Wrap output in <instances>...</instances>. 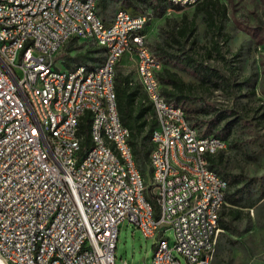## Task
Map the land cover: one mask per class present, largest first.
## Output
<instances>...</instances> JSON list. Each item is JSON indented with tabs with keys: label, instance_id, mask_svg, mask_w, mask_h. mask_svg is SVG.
Segmentation results:
<instances>
[{
	"label": "built area",
	"instance_id": "1",
	"mask_svg": "<svg viewBox=\"0 0 264 264\" xmlns=\"http://www.w3.org/2000/svg\"><path fill=\"white\" fill-rule=\"evenodd\" d=\"M197 0H173L182 7L195 6ZM94 0H0V37H7V53L12 59L15 44H26L19 61L4 67L0 61V241L5 256L16 264H116L119 231L125 221L135 224L145 238L154 239V252L145 264H212L218 232L216 205L223 200L225 185L211 175L206 145L224 144L210 134L193 138V130L170 125L163 120L156 129L155 148L149 155L152 173L150 194L153 200L139 196L138 183L127 186L120 181L119 166L113 162L109 147L101 137L92 155H84L82 140L73 146L43 143L37 127L55 123L58 116L47 114L50 88L60 86V70L55 60L66 42L84 37L69 15H79L91 29L101 32V44L112 43L103 71L91 74L90 82L80 84L81 71L60 90L59 107L67 109V124L56 136L76 135L73 116L78 108L95 105L100 111L97 88L111 96L113 133L121 127L114 113L115 73L121 58L130 54L136 62L137 78H145L142 91L149 96L155 116L158 104L169 109L162 87L152 85L158 74L159 56L137 49L149 20L126 18L118 10L113 29H104L93 18ZM143 27V35L135 28ZM97 56V55H96ZM41 79V86H34ZM80 147V155H73ZM123 147V145H122ZM127 169H131L127 152ZM52 161V169H44ZM152 163H160V172H152ZM176 168L196 173V181L176 176ZM145 179V176H144ZM127 194H134L142 212L127 206ZM178 231L171 241L168 230ZM125 264H130L125 262Z\"/></svg>",
	"mask_w": 264,
	"mask_h": 264
},
{
	"label": "rangeland",
	"instance_id": "2",
	"mask_svg": "<svg viewBox=\"0 0 264 264\" xmlns=\"http://www.w3.org/2000/svg\"><path fill=\"white\" fill-rule=\"evenodd\" d=\"M228 7V21L226 30L231 38L228 44H224L225 60L218 57L206 59L205 64L217 68L232 82H241V88L221 87L215 89L207 85L204 97L213 106L226 109L231 115L229 120L240 118L232 129V134L226 141L227 166L231 173H242L247 178H255L252 197L257 201L249 212L251 218L245 217L237 223L240 236L225 232L220 229L217 236L215 256L217 252L223 255L231 254L237 262L246 252L252 256L251 264H264V0H220ZM122 0H112L104 13L106 23L110 24L118 10L121 9ZM195 6H185L180 10L167 8L162 15H156L150 7L145 11L149 15L146 26L148 46L157 54V46L169 48L167 41L171 42V32L177 27L184 14L192 18ZM196 38L201 46L199 52L203 53V47L210 46V37L207 33V25L203 14L197 17ZM183 42L184 40L180 38ZM188 42V41H187ZM177 47V44L171 42ZM189 46V42L186 43ZM229 47L230 53L226 52ZM88 48H97L92 41L82 38H73L66 42L57 54V64L62 69L67 64L74 65L83 61L77 59L76 54L85 52ZM239 52V55L235 54ZM204 56L205 53H203ZM99 61L103 53H97ZM125 59H128L126 56ZM163 61V67L165 62ZM103 61V60H102ZM101 61V62H102ZM100 62V63H101ZM94 64L93 62H91ZM127 65L119 64L118 68H124L125 72L133 73L136 69L134 57H131ZM64 67V68H63ZM170 68L178 71L187 81L198 82L197 72L186 65L184 61H175ZM120 77V69H118ZM195 110L200 109V103L190 105ZM184 108V107H183ZM185 109V108H184ZM186 110V109H185ZM188 113V112H187ZM199 115L198 112H194ZM193 113V114H194ZM189 114V113H188ZM192 114V115H193ZM204 117V116H203ZM202 118V116H200ZM205 118V117H204ZM224 123L215 131L202 134H215L223 136L226 130ZM207 128L204 127L205 131ZM223 138V137H222ZM145 176L146 183L152 184V173L145 162L138 164ZM171 241H174L175 233L171 229L167 232ZM230 240L235 241L231 243ZM154 239L145 238L134 223L125 221L119 231L116 254V264H145L150 261L154 252ZM239 249V250H238ZM184 264H188L186 258L177 253ZM215 258V257H214ZM248 264V263H247Z\"/></svg>",
	"mask_w": 264,
	"mask_h": 264
},
{
	"label": "trees",
	"instance_id": "3",
	"mask_svg": "<svg viewBox=\"0 0 264 264\" xmlns=\"http://www.w3.org/2000/svg\"><path fill=\"white\" fill-rule=\"evenodd\" d=\"M112 0L98 1V14L104 19V13ZM121 9L130 12L133 15L146 13L145 8L150 7L156 15H162L167 8L171 7L177 10L183 7L173 3L171 0H122ZM203 14L204 21L207 25V33L210 37V46L207 48L202 46L206 56L199 52L201 47L196 38L197 17ZM228 7L220 0H202L195 6L192 18H188L187 14L173 28L171 32V42L167 41L170 49L157 46L159 51L157 55L165 62V67L159 72V78L163 85L162 91L165 97L173 104L185 108L192 124L199 127L204 133L215 131L222 126L225 131L223 139L227 140L232 134L233 127L240 118L229 120L231 115L226 109H220L204 97L207 85L215 89L221 87L241 88V82L231 81L225 74L217 68L205 64L206 59L218 57L225 60L224 44H228L231 35L226 30L228 21ZM181 39L184 41L182 42ZM189 42V46L186 43ZM99 48L88 49L85 52L76 54L77 59L95 60ZM226 52L230 53L229 47ZM239 55V52L235 54ZM184 61L197 72L198 82L187 81L182 75L170 68L173 63ZM69 64V63H68ZM131 73L117 76L115 84L117 92L118 109L123 124L131 130V145L136 155L137 163L145 162L150 168L149 155L151 152V135L157 126L152 104L149 102L146 94L142 91L139 83L130 85ZM200 103V109L195 110L190 105ZM183 108V109H184ZM194 112H198L196 115ZM194 113V114H193ZM193 114V115H192ZM202 116V118H200ZM205 118H204V117ZM90 112L87 111L81 120L79 133L82 134V149L90 148L92 138L90 134ZM207 129L204 131L203 128ZM213 134V133H212ZM221 148L216 153L208 154L210 167L216 170L220 175L228 180V189L226 191V204L220 214L219 226L226 230L236 231V224L243 219L246 214L244 211L256 204V200L252 197L255 178H247L242 173H231L228 170L226 150ZM141 169V168H140ZM142 171V169H141ZM148 198L153 200L150 194L152 185L146 183Z\"/></svg>",
	"mask_w": 264,
	"mask_h": 264
},
{
	"label": "bare ground",
	"instance_id": "4",
	"mask_svg": "<svg viewBox=\"0 0 264 264\" xmlns=\"http://www.w3.org/2000/svg\"><path fill=\"white\" fill-rule=\"evenodd\" d=\"M77 2H89V0H76ZM98 1L94 0L93 6V18L96 23L99 25H104V29H113L114 21L110 24L106 23L102 17L98 14ZM173 2V0H171ZM202 0L195 1V5L201 2ZM123 16L126 18H140L141 14L133 15L126 10H122ZM117 15V13H116ZM116 15L114 20H116ZM69 23H74L75 27L81 31L84 40H91L97 45L101 46L105 51L104 60L98 66H90L88 63H77L72 67L62 69L58 66L57 60H55V69L60 70V86H53L50 88V99L47 103V114H52L58 116L55 123H50L48 127L39 126L37 127V135L42 137L43 143H50L52 145L60 146H73L77 143H80V140H83L82 134L79 133L80 123L87 111L90 112V134L92 138V145L90 148L84 149V155H92V151H95L98 146V137L97 134L102 139L104 147H109L111 153L113 154V162L117 163L119 166L120 181L126 183L127 186H134V183H138L139 196H146V180L141 169L138 166L136 155L134 153L133 147L130 143L131 131L126 127L122 120L118 109L117 102V92L114 85V94L115 103H114V113L121 127V137L122 145L119 142V135L112 132V112H111V96L104 92V88L96 89V96H99L100 111L95 110V105H87L78 108V112L73 116V129H75L76 135H62L56 136L58 134L59 128H63L67 124V109L59 107V97L60 90H67L68 80H72V77H75L81 71L80 74V84H87L90 82L91 74L99 73L103 71V66L108 64V54L109 50H112V43H102L101 44V32L91 29V26L88 21L82 19L79 15H69ZM135 35H143V27L135 28ZM137 49H147L148 55H156V53L148 46L147 35H143L142 41L137 42ZM8 42L7 37H0V61L4 67H11L12 61H19V54H24L26 52V44H15L14 53H12V59L7 53ZM160 65H163V61L159 58ZM163 67L158 68V74H152V85H159V72ZM116 79V73H115ZM142 85L146 86V79L140 78ZM160 84L161 81H160ZM34 86H41V79H34ZM149 100V96H147ZM169 102V109L176 110L178 116H172V112H165V104H158V115L161 117H156L157 126L154 128L151 135V144L152 148H155V137L156 129H162L163 120H170V125L173 126H182V117L186 118V127L188 130H193V138L202 139L201 131L192 124L191 120L188 117V114L185 109ZM211 137L216 140H224V144H215V145H206L203 147V154H213L216 153L221 148H225L226 141L222 137H219L215 134H211ZM130 159L131 169L134 171L135 176L131 171L127 169V155ZM73 155H80V147H73ZM44 169H52V161H44ZM152 172H160V163H152ZM211 175L214 176L220 184L225 185V191L228 189V180L220 175L216 170L211 168ZM176 176L184 177L189 181H196V173L187 172V168H176ZM223 200L226 202V192H223ZM225 203H219L216 205V212L221 213ZM127 206L132 210V212H142V205L139 204L138 199L134 194H127ZM218 227H219V218H218ZM175 238L178 240V231H174ZM0 264H16L14 263L13 256H5V246L3 242L0 241Z\"/></svg>",
	"mask_w": 264,
	"mask_h": 264
},
{
	"label": "crops",
	"instance_id": "5",
	"mask_svg": "<svg viewBox=\"0 0 264 264\" xmlns=\"http://www.w3.org/2000/svg\"><path fill=\"white\" fill-rule=\"evenodd\" d=\"M196 6V5H195ZM88 41H91V40H88ZM93 42V41H92ZM94 43V42H93ZM95 44V46L97 47V48H99L100 49V51L98 52V53H100V52H102L103 53V58H102V60H104V57H105V51H104V49L101 47V46H99V45H97L96 43H94ZM88 49H96V48H88ZM87 49V50H88ZM97 54H95V56H96ZM128 57V59H125V57ZM98 57V56H97ZM131 57H133L132 55H130V54H125L122 58H121V60H120V62L118 63V66H119V64H122V65H127L126 63L129 61V60H131ZM160 58V57H159ZM161 59V58H160ZM101 60V61H102ZM101 61H99V59L97 58V59H95V60H91V59H88V60H83V61H81V62H83V63H88L90 66H98L99 64H100V62ZM81 62H77V63H81ZM91 62H95L94 64H92ZM76 63V64H77ZM136 63V62H135ZM59 65V64H58ZM75 65V64H74ZM74 65H72V66H74ZM71 66V64H67V66H64V67H72ZM118 66H117V71H118V69H120V77L123 75V74H128V73H130V72H125V70H124V68L122 69V68H118ZM63 67V68H64ZM117 76H118V72L116 73V79H115V84H116V82H117ZM136 83H139L141 86H143L142 85V81H141V79L140 78H137V74H136V69H135V71L133 72V73H131V76H130V85L131 86H134V84H136ZM131 131V130H130ZM131 140V139H130ZM131 143V142H130ZM226 204V203H225ZM224 204V205H225ZM224 207V206H223ZM248 209V208H247ZM250 209V208H249ZM223 210V209H222ZM248 210H246L245 209V215H244V217H243V219L247 216V217H249V219L251 218V216H250V214H249V212H247ZM220 219V218H219ZM243 219H241V220H239L237 223H239L240 221H242ZM237 223L236 224H234L235 226H236V233L235 232H233V231H231V230H226V229H223L222 227H220L219 226V228L220 229H222V230H224L225 232H229V233H231V234H234V235H239L240 236V234H241V232H240V230L238 229V226H237ZM230 242L231 243H235V241H233V240H230ZM153 247H154V243H153ZM239 250V249H238ZM252 260H253V258H252V256L251 255H249V253L248 252H246V249H245V255H243V256H241V258L237 261V262H235V259H234V257L233 256H231V254H226V255H223V254H221L220 252H217L216 253V256H215V258H214V260H213V263L212 264H251L252 263Z\"/></svg>",
	"mask_w": 264,
	"mask_h": 264
}]
</instances>
